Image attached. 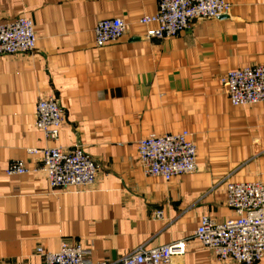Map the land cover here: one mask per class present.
<instances>
[{"label": "crops", "instance_id": "crops-1", "mask_svg": "<svg viewBox=\"0 0 264 264\" xmlns=\"http://www.w3.org/2000/svg\"><path fill=\"white\" fill-rule=\"evenodd\" d=\"M229 11L174 37L149 38L156 0H0V22L26 16L28 55L0 56V264H43L41 247L80 245L93 262L185 240L169 264L219 263L195 238L202 217L233 218L228 183L264 184V102L234 107L220 83L230 70L264 65V0H224ZM119 18L126 31L96 47L94 28ZM64 111L55 140L35 126L39 100ZM188 131L195 173L147 176L137 143ZM81 147L97 165L81 191L49 188L40 172L7 177L9 163L40 164L28 149ZM161 212L157 218L156 212ZM258 264H264L260 262Z\"/></svg>", "mask_w": 264, "mask_h": 264}, {"label": "built area", "instance_id": "built-area-1", "mask_svg": "<svg viewBox=\"0 0 264 264\" xmlns=\"http://www.w3.org/2000/svg\"><path fill=\"white\" fill-rule=\"evenodd\" d=\"M154 15L142 17L141 25L155 27L147 30L149 38L174 37L188 30L196 20L214 19L225 15L229 5L224 0H156ZM119 18L103 19L94 28L96 47L118 40L126 31ZM34 24L26 16L0 22V56L28 55L35 51ZM220 83L234 107L264 102V65L247 66L228 71ZM64 122V111L53 97L37 102L35 126L46 137L55 140ZM39 155L40 164L31 169L20 161L9 163L7 177L42 173L50 189L81 191L93 185L96 163L81 147L65 151L60 147L28 149ZM137 161L147 176L168 182L173 177L195 173L196 146L188 131L176 134L148 135L137 143ZM226 204L235 213L221 223L202 217L194 236L202 247L219 263L258 264L264 262V184L254 180L228 183ZM161 217V212L155 214ZM185 240L174 241L153 249L142 247L129 253L117 264H169L173 256L185 253ZM35 254L43 264H111L93 262L89 252L80 245L62 242L55 252L36 248Z\"/></svg>", "mask_w": 264, "mask_h": 264}]
</instances>
